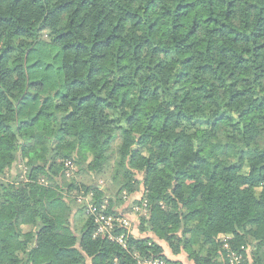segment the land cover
<instances>
[{"label":"trees","instance_id":"16d2710c","mask_svg":"<svg viewBox=\"0 0 264 264\" xmlns=\"http://www.w3.org/2000/svg\"><path fill=\"white\" fill-rule=\"evenodd\" d=\"M113 160L117 199L66 180ZM141 188L140 236L98 235L88 204ZM158 241L264 264V0H0V264L169 261Z\"/></svg>","mask_w":264,"mask_h":264},{"label":"rangeland","instance_id":"374dc122","mask_svg":"<svg viewBox=\"0 0 264 264\" xmlns=\"http://www.w3.org/2000/svg\"><path fill=\"white\" fill-rule=\"evenodd\" d=\"M115 163L116 161L113 160L109 166L105 169V171L97 176V175H91V174H85L78 172V168L74 167V165H70L66 163V180L69 183L72 179H76L78 184H86V185H99L101 189H104L106 195L108 197H112L114 199H117V193L119 190V185L114 181V175H115ZM25 175V168L17 163L11 170L7 171L6 175L3 176L4 180L9 181L13 179H22ZM59 179V178H57ZM140 179V178H138ZM46 182V181H45ZM67 183V184H68ZM143 191V188H141L140 192L135 193L132 196H129L127 194L124 195V202L122 205L118 206L117 211L120 213L119 219H127L130 221L131 224V230L133 233L138 235L139 233V223H140V213L141 212V206L138 204V202L141 199V193ZM76 192H72L71 195H75ZM79 196H83V191L79 193ZM76 196L73 197L75 199ZM84 197V196H83ZM72 200V198H71ZM88 201H90V198L83 199L78 202L76 200V210L83 208L82 206H85ZM108 203L104 202V206L107 207ZM76 210H74V214L76 213ZM90 213V212H89ZM113 217V216H112ZM114 218V217H113ZM72 218V223L74 224L75 221ZM76 224V223H75ZM78 226H80L82 223L80 222V219L77 220ZM99 227H105L104 223L99 222ZM134 234V235H135ZM140 236V235H139ZM152 236L150 234H142V237ZM153 237V236H152ZM253 251L250 248L248 250V258L252 260ZM168 259V258H167ZM171 261V260H170ZM176 262V261H173ZM177 264V263H175Z\"/></svg>","mask_w":264,"mask_h":264},{"label":"built area","instance_id":"2783aa9c","mask_svg":"<svg viewBox=\"0 0 264 264\" xmlns=\"http://www.w3.org/2000/svg\"><path fill=\"white\" fill-rule=\"evenodd\" d=\"M141 203V212L138 213L140 214L141 217H145L147 216V211H148V202L146 199H144L143 195L139 201ZM102 209L105 208V206L103 205L101 207ZM88 211L90 212V214L95 215L96 216V222L99 225V222L104 223L105 227H99L97 234L98 235H103L106 233H110L114 228H116L117 226L123 227L125 228L128 232L134 234L131 230V224L130 221L127 219H115L112 216H105L102 212L98 213V208L93 205V204H88ZM140 217V218H141ZM112 241L119 243L120 245H123L124 247H126L125 244V237L124 236H120L117 238H111ZM226 250H227V261L228 264H243L244 262V256L240 253H234L233 251H231L227 246H225ZM176 263V262H175ZM138 264H174L173 261H166L165 259H161V258H149V259H143V258H139L138 259Z\"/></svg>","mask_w":264,"mask_h":264},{"label":"crops","instance_id":"0c3cea01","mask_svg":"<svg viewBox=\"0 0 264 264\" xmlns=\"http://www.w3.org/2000/svg\"><path fill=\"white\" fill-rule=\"evenodd\" d=\"M141 197H142V194H141ZM139 231V230H138ZM135 234V233H134ZM136 235V234H135ZM140 235V231L138 233V235L136 236H139ZM158 243L163 247V250H164V255L171 261H176L178 263H181V264H194L193 262L189 261L188 260V257L187 255L182 252L181 254L179 255H174L172 253V251L170 250V248L167 246L166 243L164 242H159Z\"/></svg>","mask_w":264,"mask_h":264}]
</instances>
